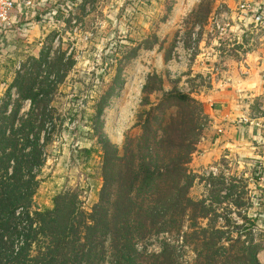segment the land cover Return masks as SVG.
Instances as JSON below:
<instances>
[{
  "label": "rangeland",
  "instance_id": "rangeland-1",
  "mask_svg": "<svg viewBox=\"0 0 264 264\" xmlns=\"http://www.w3.org/2000/svg\"><path fill=\"white\" fill-rule=\"evenodd\" d=\"M19 2L0 52V62H9L0 69V102L18 71L34 70L29 57L42 50L46 58L39 79L47 85L53 118L46 125L51 135L31 209L52 208L53 198L65 190L78 194L84 211L91 208L102 185L103 142L109 140L120 150L127 133L134 131L129 129L138 112L149 107L142 101L161 98L158 92H141L149 74L157 75L150 85L189 94L204 111L214 105L215 90L239 89L246 124L264 140V0H35V6L45 3L40 10L21 9ZM243 3L248 6L241 7ZM219 13L229 23L224 34L209 30L212 15ZM38 14L49 23L27 30L31 24L26 23ZM20 24L25 25L23 32ZM61 54V69H50ZM15 93L11 89L9 94L14 98ZM28 106L25 102L23 110ZM201 126L199 141L208 135L209 117ZM200 154L196 145L192 157L198 161ZM192 157L190 197L207 199L217 215L230 219L228 243L241 235L240 243L251 238L260 244L258 257L264 263V236L251 233L264 224V187L248 178L252 168L236 169L221 158L212 161V174L208 161L192 164ZM196 223L202 227L206 219ZM183 231L191 232L187 222ZM185 243L180 254L187 259L195 246L192 234Z\"/></svg>",
  "mask_w": 264,
  "mask_h": 264
},
{
  "label": "trees",
  "instance_id": "trees-1",
  "mask_svg": "<svg viewBox=\"0 0 264 264\" xmlns=\"http://www.w3.org/2000/svg\"><path fill=\"white\" fill-rule=\"evenodd\" d=\"M45 58L42 50L29 57L34 70L18 71L0 102V264H264L260 244L240 243L241 235L228 243L230 219L207 199L190 197L195 177L188 165L208 115L189 94L150 85L156 74L141 92L161 98L142 101L149 107L138 112L120 150L109 140L102 144V185L91 208L84 211L78 194L65 190L52 208L31 209L51 135L47 121L53 122L39 79ZM63 58L50 69L59 71ZM198 219L206 223L201 227ZM219 219L222 225L215 224ZM184 222L191 232L183 231ZM188 233L195 246L184 259Z\"/></svg>",
  "mask_w": 264,
  "mask_h": 264
},
{
  "label": "crops",
  "instance_id": "crops-1",
  "mask_svg": "<svg viewBox=\"0 0 264 264\" xmlns=\"http://www.w3.org/2000/svg\"><path fill=\"white\" fill-rule=\"evenodd\" d=\"M41 4L45 3L41 2L40 5L35 6V8H39L40 10ZM36 10L37 9H33L30 14H33ZM27 11H25V14L29 16L27 15L29 11ZM148 14H151V12L148 11ZM36 16L38 19L33 17V22L26 23V26L31 24L27 30L33 31L38 28L37 26L43 25V23L38 21L40 14ZM23 26L25 27L24 24H20L21 31H24V29H22ZM6 37L8 36L6 35ZM6 37L4 41H6ZM3 46L4 42L1 46L2 49ZM1 51L2 50H0V52ZM5 65H9V62H0V69L3 68L1 66ZM217 83H219V81H217ZM0 85L3 84L0 83ZM237 90L235 88L233 90L223 88L215 90L211 95L212 100H214L212 104L214 105L211 104L212 106L205 109L210 120V129L208 135L207 133L204 134L205 136H202L197 144V150H201V154L197 158L200 162H209L208 170L216 169L215 164L211 163L212 161L218 162L221 158H225L228 165L236 169H250L254 163L259 161L258 159L264 163V146L259 145L260 140L264 143L263 137L258 135L259 132L257 129L255 132L258 133H251V128H249L247 124L241 125L237 123L238 118L244 117L241 109L243 95L241 91ZM218 128L221 129L220 133L216 131ZM206 136L207 138H211L208 140ZM194 158L193 155L192 164L194 162L198 163ZM248 175L249 178L251 173Z\"/></svg>",
  "mask_w": 264,
  "mask_h": 264
},
{
  "label": "built area",
  "instance_id": "built-area-1",
  "mask_svg": "<svg viewBox=\"0 0 264 264\" xmlns=\"http://www.w3.org/2000/svg\"><path fill=\"white\" fill-rule=\"evenodd\" d=\"M16 0H0V50L2 49V43L4 42V37L6 36L8 30L13 26V10L15 9ZM22 8H34L35 7V0H20L19 2ZM245 3V2H244ZM242 4L241 7L248 6V4ZM51 11V10H50ZM22 13L24 10L21 11ZM263 18V15H262ZM40 23H49L43 17H40L38 20ZM229 23L226 21V17L224 14H213L210 21H209V30L218 32L219 34H224ZM194 38V36H193ZM249 119L246 117H240L237 119L238 124H246ZM251 122V121H250ZM256 126L258 123L255 124ZM218 132H221V129H218ZM252 175H250L249 179L252 183H257L261 188L264 187V163L261 161L256 162L252 166ZM211 173L214 174V169L211 170ZM264 198V192H263ZM252 234L261 233L264 236V224L256 227V229H252Z\"/></svg>",
  "mask_w": 264,
  "mask_h": 264
}]
</instances>
